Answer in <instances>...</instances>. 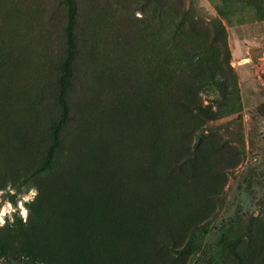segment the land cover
Segmentation results:
<instances>
[{"label": "rangeland", "instance_id": "1", "mask_svg": "<svg viewBox=\"0 0 264 264\" xmlns=\"http://www.w3.org/2000/svg\"><path fill=\"white\" fill-rule=\"evenodd\" d=\"M75 3L69 119L33 175L66 6L0 0V206L39 192L0 264H264V0Z\"/></svg>", "mask_w": 264, "mask_h": 264}, {"label": "trees", "instance_id": "2", "mask_svg": "<svg viewBox=\"0 0 264 264\" xmlns=\"http://www.w3.org/2000/svg\"><path fill=\"white\" fill-rule=\"evenodd\" d=\"M63 1L66 6V53L60 66V76L58 79V90L56 96L60 109V115L52 125L51 142L47 146L45 156L41 163L32 171L33 175L42 173L51 167L54 154L60 147L59 132L69 119L68 105L65 99V94L72 76V63L76 53V35L74 31L76 3L75 0Z\"/></svg>", "mask_w": 264, "mask_h": 264}, {"label": "clouds", "instance_id": "3", "mask_svg": "<svg viewBox=\"0 0 264 264\" xmlns=\"http://www.w3.org/2000/svg\"><path fill=\"white\" fill-rule=\"evenodd\" d=\"M137 17H140L141 14L137 13ZM5 191L15 194V190L9 185L6 190H0V197L5 195ZM39 195L38 189L36 187H31L28 189L27 194L22 195L18 200L16 207L14 208L10 201L4 200L2 206H0V228L5 227L6 223H15V220L12 216L14 212L19 209V217L23 223L27 224L28 218L30 215V209L26 208L24 205L26 203H33L36 197ZM8 217V221L5 220V217Z\"/></svg>", "mask_w": 264, "mask_h": 264}, {"label": "bare ground", "instance_id": "4", "mask_svg": "<svg viewBox=\"0 0 264 264\" xmlns=\"http://www.w3.org/2000/svg\"><path fill=\"white\" fill-rule=\"evenodd\" d=\"M131 163H132V162H131ZM125 166H126V165H125ZM128 167H129V166H128ZM122 170H123V169H122ZM135 170H136V169H135ZM125 171H126V170H125ZM153 171H154V170H153ZM153 171H152V172H153ZM123 172H124V171H123ZM123 172H122V173H123ZM154 173H155V172H154ZM154 173H153V174H154ZM146 175H147V174H146ZM120 176H121V175H120ZM121 177H123V176H121ZM117 178H118V177H117ZM129 178H130V177H129ZM146 178H147V176H146ZM132 179H133V178H132ZM149 179H152V177H151V178L149 177ZM149 179H148V180H149ZM139 180H140V179H139ZM142 180H143V179H142ZM129 181H130V180H129ZM150 181H151V180H150ZM152 181H153V180H152ZM123 182H124V181H123ZM126 182H127V181H126ZM130 184H131V183H130ZM156 184H157V182H156ZM114 185H115V184H114ZM123 186H124V185H123ZM152 186H153V185H152ZM154 188H155V187H154ZM130 189H131V188H130ZM139 192H140V191H139ZM139 201H140V200H139ZM104 203H105V202H104ZM136 204H137V203H136ZM157 205H158V203H157ZM159 205L161 206L162 204H159ZM106 206H107V205H106ZM117 206H118V205H117ZM160 206H158V207H160ZM110 211H111V210H110ZM109 214H110V213H109ZM114 214H115V213H114ZM151 215H152V214H151ZM122 228H123V227H122Z\"/></svg>", "mask_w": 264, "mask_h": 264}]
</instances>
